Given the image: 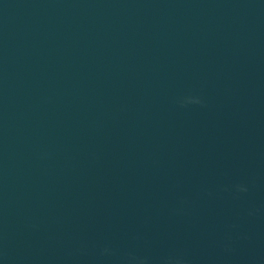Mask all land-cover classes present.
<instances>
[{
  "label": "clouds",
  "instance_id": "9594fccd",
  "mask_svg": "<svg viewBox=\"0 0 264 264\" xmlns=\"http://www.w3.org/2000/svg\"><path fill=\"white\" fill-rule=\"evenodd\" d=\"M197 102H199V101H197ZM237 190L238 191H246L247 189L244 188L243 186H237Z\"/></svg>",
  "mask_w": 264,
  "mask_h": 264
}]
</instances>
